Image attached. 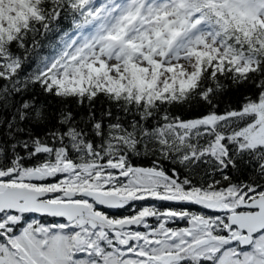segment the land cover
Instances as JSON below:
<instances>
[{
	"label": "snow or ice",
	"instance_id": "1",
	"mask_svg": "<svg viewBox=\"0 0 264 264\" xmlns=\"http://www.w3.org/2000/svg\"><path fill=\"white\" fill-rule=\"evenodd\" d=\"M0 264H264V0H0Z\"/></svg>",
	"mask_w": 264,
	"mask_h": 264
}]
</instances>
